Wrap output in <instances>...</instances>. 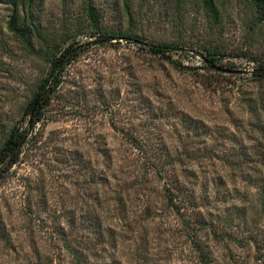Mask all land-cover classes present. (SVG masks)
<instances>
[{
    "label": "rangeland",
    "instance_id": "rangeland-1",
    "mask_svg": "<svg viewBox=\"0 0 264 264\" xmlns=\"http://www.w3.org/2000/svg\"><path fill=\"white\" fill-rule=\"evenodd\" d=\"M216 4L219 22L201 0L0 2V148L11 128L26 121L25 108L47 70L41 40L76 36L87 43L67 66L20 159L0 180V264H74L55 230L70 229L74 216L73 233H82L87 214H100L114 229L116 241L105 242L107 264H200L179 216L165 204L163 182L144 173L127 134L163 139L181 151L185 142L194 145L186 134L189 115L208 128L200 146L218 156L215 168L228 180L219 190L250 189L230 177L223 156L238 147L221 134L264 148V81L253 75L264 63V13L251 0ZM90 5L103 28L185 48L171 54L182 66L131 40L92 37ZM16 14L26 20L31 44L9 28ZM203 45L224 50L223 64L237 71L196 69L205 65ZM207 242L217 264H264L253 243H239L245 239Z\"/></svg>",
    "mask_w": 264,
    "mask_h": 264
},
{
    "label": "trees",
    "instance_id": "trees-1",
    "mask_svg": "<svg viewBox=\"0 0 264 264\" xmlns=\"http://www.w3.org/2000/svg\"><path fill=\"white\" fill-rule=\"evenodd\" d=\"M201 1L219 22L220 11L216 0ZM251 1L260 14L264 13V0ZM89 13L95 28L91 31L92 37L99 35L104 43H109L112 39L131 40L143 45L142 48H146L149 53L165 58L179 68L182 66L171 57V54L185 48L169 43H150L137 34L103 28L99 25L100 15L93 5L89 6ZM29 18L34 20L31 12ZM9 28L19 33L28 44L32 43L29 26L18 14L9 20ZM41 41L43 46L38 49V53L47 63V70L39 83L38 90L25 108L26 121L19 122L11 128L0 148V180L5 178L7 170L20 159L24 148L29 144L38 123L44 117L43 111L63 83L67 66L85 51L87 45L76 36L60 39L52 36ZM201 49L200 54L205 65L196 69H210L219 74L225 72L218 70L219 67L229 69L231 72L237 71L233 65L223 64L226 53L218 46L203 45ZM253 75L256 80L264 81V63H259L253 69ZM40 94H42L41 100L31 115V107ZM185 123L186 134L191 137L190 141L194 145L191 147L185 142L182 150L177 152L171 150L163 139L127 134L129 143L143 161L144 173L153 174L158 181L163 182L165 204L179 216L185 235L195 250L200 264H217L207 239L216 242L224 240L237 242L245 239L246 242L239 243L245 245L253 243L257 258L264 257V148L260 145L247 146L242 141L243 138H238L234 134L229 137L225 132L221 134L235 142L238 147L236 151L223 156L230 177L241 180L247 188H250L249 191L245 189L241 192L236 187L233 190L234 194L233 191L222 192L219 189L224 188L228 180L215 168L216 164L213 161L218 156L211 148L200 146L203 139L210 134L207 126L189 115ZM201 181H203L202 185L199 184ZM200 186L204 187L202 191L199 190ZM219 203L225 208L223 226H220ZM25 213L31 214L30 210H26ZM76 221L72 216L70 229L67 230L59 225L55 230L56 235L72 254L74 264H107L104 259L105 242L116 241L113 227L106 226L100 214H87L80 226L83 232L74 234ZM71 242L77 243L74 245ZM83 242H96V244L84 245ZM113 264H121V262L114 260Z\"/></svg>",
    "mask_w": 264,
    "mask_h": 264
},
{
    "label": "water",
    "instance_id": "water-1",
    "mask_svg": "<svg viewBox=\"0 0 264 264\" xmlns=\"http://www.w3.org/2000/svg\"><path fill=\"white\" fill-rule=\"evenodd\" d=\"M218 70L225 71V72H231V70L226 69V68H222V67H219ZM41 97H42V94H40V95L37 97V99L35 100L33 106L31 107V110H30V114H31V115L35 112V110H36V108H37V106H38V104H39V102H40V100H41Z\"/></svg>",
    "mask_w": 264,
    "mask_h": 264
}]
</instances>
